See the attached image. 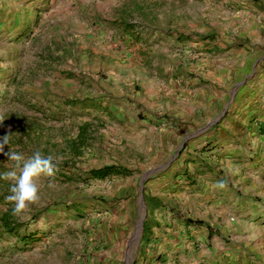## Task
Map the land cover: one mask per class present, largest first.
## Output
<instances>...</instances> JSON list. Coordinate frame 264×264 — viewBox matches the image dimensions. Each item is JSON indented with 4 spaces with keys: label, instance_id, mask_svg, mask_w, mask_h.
I'll use <instances>...</instances> for the list:
<instances>
[{
    "label": "rangeland",
    "instance_id": "374dc122",
    "mask_svg": "<svg viewBox=\"0 0 264 264\" xmlns=\"http://www.w3.org/2000/svg\"><path fill=\"white\" fill-rule=\"evenodd\" d=\"M241 3L0 0V264H264V176L248 161L264 156L245 153L237 168L228 154L215 175L206 144L179 155L156 107L173 102L176 74L150 73L157 42L145 30L192 16L201 26L217 5ZM37 150L58 168L14 215L6 154ZM103 166L117 172L89 177Z\"/></svg>",
    "mask_w": 264,
    "mask_h": 264
},
{
    "label": "crops",
    "instance_id": "0c3cea01",
    "mask_svg": "<svg viewBox=\"0 0 264 264\" xmlns=\"http://www.w3.org/2000/svg\"><path fill=\"white\" fill-rule=\"evenodd\" d=\"M217 7L201 26L192 16L176 25L166 20L157 25L145 23V30L157 42L153 48L158 59L151 61L150 73L169 70L176 74L170 86L173 102H161L156 107L169 111L170 119L163 120L171 137L180 141L179 155L188 156L198 145L206 144L202 154L204 150L209 153V169L215 175L221 169L224 175L228 154L232 155L229 166L237 168L242 167L241 156L245 153L264 156V0H242L230 13L226 4ZM190 12L186 8V14ZM182 24L185 26L180 36ZM1 29L2 23L0 36ZM127 31L128 28L129 37ZM148 40L138 38V42ZM152 78L155 77L147 80ZM248 161L259 169L257 175L264 176V161L261 166L256 165L258 160ZM177 164L178 168L192 165L180 161ZM214 174L212 185L217 186L221 175ZM179 193L183 195L184 191Z\"/></svg>",
    "mask_w": 264,
    "mask_h": 264
},
{
    "label": "clouds",
    "instance_id": "9594fccd",
    "mask_svg": "<svg viewBox=\"0 0 264 264\" xmlns=\"http://www.w3.org/2000/svg\"><path fill=\"white\" fill-rule=\"evenodd\" d=\"M4 144H8V136H5L3 144H0V152L3 151ZM6 155L9 160L15 161V167L18 170V172L12 170L3 174L4 178L14 181L10 187V195L6 199L14 204L13 214L18 215L39 200V178L42 175H54L58 168V158L51 154L45 155L40 150L28 157L15 151H10ZM217 186L226 187L223 181L217 182Z\"/></svg>",
    "mask_w": 264,
    "mask_h": 264
},
{
    "label": "trees",
    "instance_id": "16d2710c",
    "mask_svg": "<svg viewBox=\"0 0 264 264\" xmlns=\"http://www.w3.org/2000/svg\"><path fill=\"white\" fill-rule=\"evenodd\" d=\"M115 172H117V169H114L113 166H103L100 168H94L90 170L89 177L95 178V179L105 178Z\"/></svg>",
    "mask_w": 264,
    "mask_h": 264
},
{
    "label": "built area",
    "instance_id": "2783aa9c",
    "mask_svg": "<svg viewBox=\"0 0 264 264\" xmlns=\"http://www.w3.org/2000/svg\"><path fill=\"white\" fill-rule=\"evenodd\" d=\"M263 128H264V125H263Z\"/></svg>",
    "mask_w": 264,
    "mask_h": 264
},
{
    "label": "water",
    "instance_id": "95a60500",
    "mask_svg": "<svg viewBox=\"0 0 264 264\" xmlns=\"http://www.w3.org/2000/svg\"><path fill=\"white\" fill-rule=\"evenodd\" d=\"M140 223V222H139Z\"/></svg>",
    "mask_w": 264,
    "mask_h": 264
}]
</instances>
